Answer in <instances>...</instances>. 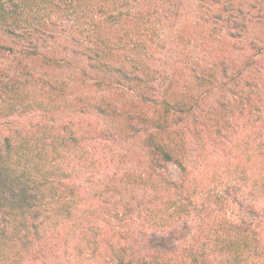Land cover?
Returning <instances> with one entry per match:
<instances>
[{"label": "trees", "instance_id": "trees-1", "mask_svg": "<svg viewBox=\"0 0 264 264\" xmlns=\"http://www.w3.org/2000/svg\"><path fill=\"white\" fill-rule=\"evenodd\" d=\"M198 1L211 32L264 36V0ZM144 4L0 0V42H26L30 54L55 65L36 42L67 34L85 60L80 81L113 77L115 86L144 91L145 69L158 53L157 12ZM248 59L227 68L236 88L229 107L193 128L182 100L133 116L104 98L84 103L64 81H42L38 89L33 81L28 90L15 75L0 76L1 123L21 109L38 112L36 123L11 125L0 136V264H264V99L243 89L261 71ZM90 107L113 120L117 133L130 131L143 151L141 167L115 173L109 194L98 196L90 187L102 171L95 146L103 132ZM180 123L201 144L194 169L175 144Z\"/></svg>", "mask_w": 264, "mask_h": 264}, {"label": "rangeland", "instance_id": "rangeland-1", "mask_svg": "<svg viewBox=\"0 0 264 264\" xmlns=\"http://www.w3.org/2000/svg\"><path fill=\"white\" fill-rule=\"evenodd\" d=\"M225 1L237 3L251 0ZM144 5L157 12L155 26L158 31V38L153 39L158 40L156 43L158 53L151 60L152 65L145 67L148 87L144 88V91H129L120 85L115 86L110 82L115 79L109 78L108 75H106L108 81L99 83L91 79L84 83L80 81L77 77V68L86 67L85 60L71 51L75 44L70 41L67 34L58 32L54 38L36 42L40 52L51 55L55 61H60L55 65H49L38 56L30 54L31 48L27 47L26 42L20 44L11 41L0 42L11 46L9 50L0 49V76L15 75L24 82L28 90L33 88V81L38 84L36 88L42 81H64L72 96H78L84 103L92 104L104 98L110 103V107H117L133 116L160 112L162 102L168 101L172 104L176 99L182 100L185 101V107L189 112L187 121L185 120L186 127L193 128L200 127L201 120L206 124L209 122L208 125L211 124L212 112L229 107L228 101L236 97V88L233 85L235 81L231 76L232 72L227 68L242 63L247 57L248 60L254 58L261 71L259 69L257 72L254 71L255 79L248 85L245 84L243 89L254 98L260 96L264 99V42L260 41L264 40V36L256 29L238 33L239 35L234 37H229L224 31L211 32L209 25L203 21L207 15L206 9L198 0H145ZM253 44L259 49L253 50ZM224 68L227 70L225 73L222 72ZM260 82L263 84L257 86ZM142 92V97H139ZM31 97L34 98L36 95L31 93ZM151 101L155 103L152 104ZM89 109L87 115L91 114L90 118L103 132L102 139H98L95 146L96 153L103 163L102 171L99 177L93 178L90 192L98 196V193L104 191L102 195H105L109 194L106 190H109L108 192L111 190V177L115 173L120 175L128 169L141 167L140 158L143 151L137 137L130 134V131L124 133L120 129V134L117 133L113 120L96 114L91 107ZM68 110L70 112L67 114L73 113L72 108ZM37 114L38 112H32L29 108L15 111L7 119L9 123L0 122V136H3L11 125L19 128L28 122L36 123L37 119L33 117ZM67 114L61 116L66 118ZM178 127L181 128H178L175 144L185 149L186 161L188 165L190 164L189 167L194 169L199 163L198 149L201 144L188 135L182 123ZM167 173L172 178H177L178 168L169 165ZM126 197L125 195L124 198ZM180 232H183L182 229Z\"/></svg>", "mask_w": 264, "mask_h": 264}]
</instances>
